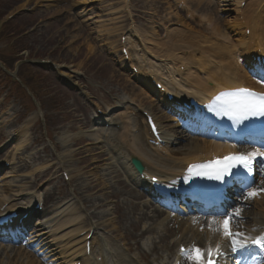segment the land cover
<instances>
[{"label":"rangeland","instance_id":"1","mask_svg":"<svg viewBox=\"0 0 264 264\" xmlns=\"http://www.w3.org/2000/svg\"><path fill=\"white\" fill-rule=\"evenodd\" d=\"M137 1H139V8L142 4L152 9L155 8L150 3L153 0ZM234 1L236 3L233 4ZM118 2L119 0H0V145L5 143L4 149H0V161L7 155L18 158L13 169L7 173V178L20 171L21 176L31 181V185L43 186L44 182L38 185L37 181L47 180L51 176L50 169L59 167L57 160L60 156H64L65 144L68 142L72 146L74 141L87 138L85 132L87 130L84 127L83 131L81 125V120L86 117V107L81 101L83 98L78 96V91L82 92L87 88V82L92 86V97L97 95L94 85L101 87L105 92L114 88L120 95H130L126 90V87L132 83L129 76L117 66L116 57L107 48L106 53L100 51L103 47L101 44L103 36L101 35L109 21L112 20L111 16ZM238 2L239 0H217L220 6L219 12L217 15L213 13L212 20L213 22L218 17L217 23L220 27H214L217 37L213 33H207V26L199 22L197 24L188 22L191 30L188 29L189 32L186 33L201 42L205 41L207 45H213L214 40L218 39L216 45L226 46L223 41L224 37L228 36L232 27L234 29L235 22H239ZM260 3H264V0H255L253 8ZM22 6L25 7L21 8ZM140 11L146 12L145 10ZM83 14H85L84 20L90 19L88 22L90 30L81 20ZM13 16L16 18L9 21ZM146 16V14L141 15L139 23L145 24ZM231 36L235 41L243 37L236 36L233 31ZM229 49L232 48L229 47ZM37 58L51 59L64 66L72 67V69L81 70L84 76L73 79L65 73V70L56 73L48 67L36 64ZM26 60H34V63L26 64ZM4 65L8 66L9 72L5 70ZM7 74L11 77L23 75L33 92L22 93L25 92L24 86L15 85L7 78ZM126 81L129 83L126 84ZM156 107L161 110L160 107ZM158 110L155 108V111L158 112ZM163 124L165 125V121ZM49 140H53L54 145H51ZM17 143H20V146H17ZM91 147H101V145L93 144ZM73 150L65 154L71 165L70 171L73 176H79V169L85 168L82 172L83 177L79 178L80 180L77 179V183L82 182L87 176L90 177L92 171L89 173L90 170L86 169V167L89 168L87 162L81 163L78 158L71 157L70 152ZM99 171L97 175L103 183L106 180L111 181L112 189L123 194L122 188L120 186L118 188L109 176L104 177L109 171L101 170L100 174ZM57 186L58 184H55L51 189L58 192ZM0 188L2 189L3 186L1 185ZM60 194L61 192H58V195ZM65 196H71L70 190H67ZM99 196L86 194V199L92 201ZM119 196L118 194L116 197ZM76 197L81 202L84 199L80 190ZM118 200L120 203L124 202L122 197ZM255 201H257L256 207L259 208V205L264 203V192L254 198L253 202ZM125 204L113 216L111 207L93 212L92 209L86 210L84 203L83 211L89 217L94 213L96 217H99L96 221L103 224V227L108 226L110 231L114 229L111 221L116 222L115 226L119 228V232L112 231L107 237L128 256L134 259L137 255L150 256L151 249L155 245L159 247L160 255L164 258L169 257L171 251L166 250L169 238L174 234L180 236L182 231L179 228L169 236L166 231L167 222L165 225L158 226L159 221H149L154 232L142 240L144 251L137 249L136 244L139 240L134 239L128 241L135 251L127 250L128 247L123 237H136L139 231L135 229L134 219L125 218L124 213L127 212L124 210ZM237 206L243 207L242 204ZM117 215L118 219H116ZM96 217H91V219ZM165 218L164 216L162 220ZM164 237L167 238L165 243L161 241ZM61 251L59 250L58 253ZM157 258L155 256L153 259L159 263L160 260ZM139 264L144 263L139 262Z\"/></svg>","mask_w":264,"mask_h":264},{"label":"bare ground","instance_id":"2","mask_svg":"<svg viewBox=\"0 0 264 264\" xmlns=\"http://www.w3.org/2000/svg\"><path fill=\"white\" fill-rule=\"evenodd\" d=\"M193 2L196 4V6L198 8H202L203 4H201L200 1H196L193 0ZM236 3V1L233 2V4ZM243 3H241L240 5H242ZM253 4V3H251ZM262 4L264 3H260L258 5H256L255 9H260V7H262ZM25 6H22L21 8H23ZM206 8H212L213 6L210 5H205ZM253 8V7H252ZM250 9L249 13L247 11V15L249 16V14H251L254 9ZM264 10V8H263ZM239 13H241V8H239ZM242 14H246L245 12H242ZM250 18V17H249ZM257 19H252V22H248L246 23V27H244V24H241L240 21L239 22H235V26L234 29L233 27L231 28V30L233 32H235V34L237 36H244L243 38L239 39L236 43H232V41H234L233 37L230 38L229 40V46H232L233 48H235L236 46L239 47V45H241V49H244L246 51L242 52L241 55L245 56L244 58H249L251 56V51L253 50H263L264 51V47H263V42H264V16H261L260 14L257 15V17H255ZM214 27V26H213ZM249 27L252 28V37L248 38L246 37V33L249 31ZM237 29V30H235ZM229 31L228 35L231 36L232 31ZM244 30V34H241V32ZM193 38L190 39V41ZM227 39V38H226ZM195 40H192L191 43H194ZM239 45H236V44ZM209 47V46H208ZM215 47V52L214 51H210L207 52L205 54L206 58H203V55H201L198 58V53L193 52V48H191L192 52H188V56L185 58V53L184 52H175L173 53V55L170 56V59L167 60L168 62H171L172 65H176V64H186L187 68L190 70L191 66L194 62H197V66H198V71L199 70H204L206 67H210L208 70H204V71H208V75L204 78H201V74L197 75L194 81H184L183 85L186 88H189L190 91L194 90L198 95L201 96L200 91L203 93H207L206 95L208 96H213L214 94L218 93L221 90H230V89H235V88H240L241 86H249L252 85L256 90H261L264 91V83H255L252 82L251 78L246 74L244 76L241 75V67L238 63L239 61V57L233 55V51H226V50H222L221 46H212L211 48ZM211 54L214 55V58L216 60H208L211 56ZM191 55V56H190ZM203 58V59H202ZM217 58L221 59L220 60V65H223L224 67H219L218 70H215L214 68V64L213 61L217 62ZM227 61H224L226 60ZM216 64V63H215ZM140 73V71H139ZM174 79L176 82H179V80L177 78H181L183 75L180 74V72H178V70L176 68H174ZM175 73H177V75L175 76ZM192 73V72H191ZM189 74V71L187 72L186 75ZM169 75H171L169 73ZM151 75L149 76H145L143 75L142 77L145 78L144 80H139L140 83H144L150 79ZM247 76L250 78V80L247 78ZM147 77V78H146ZM136 82L137 79H135ZM188 80V79H187ZM212 80L214 85H212L211 88L209 87V84L206 83V81ZM146 88L144 90H140L141 94H139V96L144 97L147 100H151V101H158V103L163 107L165 106L166 109L169 108V105L166 103L165 99H162V97L160 95H158L155 91H152L151 88L148 86H145ZM250 87V86H249ZM144 88V87H143ZM252 88V87H251ZM172 89H175L174 87H172ZM187 91V92H190ZM204 95V96H206ZM137 116V115H135ZM133 118V119H132ZM130 117L129 118V122H128V126L124 127L122 132L114 131L112 130L113 134L108 135V138H112L113 140L117 141L119 143V147L120 150L125 151V153H119V151L115 150L118 149L119 147H116L115 149L110 148L109 149V154H106L104 151L102 152L100 149L96 148L93 149L89 152L87 150V147L84 146H88L89 142L82 145L81 141L76 142L75 147L76 150L72 153L74 156H80L82 158V161H86L87 163H89V166L91 168L92 171V176L91 179L88 180V184L90 185V187H84L82 188L84 194H89L91 196H95V195H100L97 199L92 200V201H85V203L88 204V208H94L95 210H101L106 208L105 205V201L112 199L113 197H116L118 194L121 195L120 192L113 190L108 183L101 181L99 175H97L99 168H101L102 166L105 165V167L107 166L108 169L110 170L109 167L114 166L115 168L118 169L117 172H121L120 175H117L116 178L118 179L121 175H124V177H126V179L130 182V184L127 185L123 182V181H116V185L120 186L122 188L123 191V195L122 197H125L124 202H126L127 204H125V208L124 210H126L127 212L124 213L125 218H136L138 217V220L135 222L134 226L135 229L139 228L140 225H143L144 223L148 222V221H153V220H159V218L162 217L163 215V211L160 209H154L152 210V205H154V203H156V200H160V198L154 193V187L151 184V182L149 181H143L140 178V175L138 173H136V171H134L131 167V164L128 163V160L136 157L139 160H141V162L144 163L146 169L144 171V175L145 176H149V178H153V177H157L159 178L161 181H168L170 179H179L183 176V171L184 169L191 163H196V162H206L207 160L210 159V157H212L213 155H224L226 153H228L229 151H227L228 149L226 148H221V143L218 142H214V141H210L208 138V136H200V137H192L190 139H186V144L183 145L184 138L182 137H170L165 139L166 145L165 147L162 148H153L151 146H149L148 143V139H145V135L146 133L143 132L144 126H141L140 128L138 127V125H143V121L141 118L137 117ZM120 118H118L119 120ZM130 120H135V123H137V128L136 131L140 130V134H136L135 133V129H134V124L131 123ZM107 121V120H106ZM6 122V121H5ZM89 137V140H97V141H101L103 138L100 135V133H96V131L92 132L90 135H87ZM79 137V136H78ZM179 141V145L181 146V148L178 149H174V146L178 144ZM105 146H107L105 144ZM249 148L251 149H256V148H252V147H246L244 148V150H248ZM89 153V154H87ZM88 155V156H87ZM110 155V157L107 159V156ZM125 155V158L123 160L122 156ZM94 156V157H93ZM109 161L108 165L106 164V162ZM155 163V164H153ZM116 171L110 173V171L108 172V174H114L116 173ZM100 174V171H99ZM106 174V175H108ZM261 174L263 175L264 172H261ZM104 175V177L106 176ZM109 176V175H108ZM264 182L263 180H261V182L259 183L260 187H264ZM87 184V182H86ZM130 185L134 188H140L143 192L138 193L133 189H130ZM139 189V190H140ZM150 199L153 203L151 206H148L146 203L141 204L140 202L143 199ZM103 199V200H101ZM33 201H35V199H30V201H28V203H32ZM94 201V202H93ZM2 199H0V207H2L1 203H2ZM241 202V200H240ZM248 205V210H242L241 211V218H237L238 220L243 219V218H252V223L254 226L259 227L261 226V228H258L257 231H253L251 229H249L247 232L246 231H242L246 236H254L256 234H261V230L263 229L264 226V203H262V205H259V212H257L258 208L255 207V202L253 203H246ZM62 204H59L58 206L61 207ZM246 207V206H245ZM123 207L118 205L116 206L114 204V212H119ZM198 211L199 209L196 208ZM262 211V212H261ZM117 214V213H115ZM102 216L104 215V212L101 214ZM238 220H234L233 221V229L235 230L236 228H240L244 225H246V223H239ZM251 220V219H249ZM189 220H187L185 223L183 222V220H179L177 218L173 219L170 222L171 226L177 227V226H183L188 224V231H186L185 229V234L191 233V236H193L195 233H198L200 228H204V231H202L203 233V237L200 238V240L198 241V245H201L202 248H206L209 243H211V245H216L217 243H221L222 240V236H217V233H213L209 230L208 228V223L207 222H200V225H193L191 222H189ZM113 222V221H111ZM117 224V223H116ZM120 224V222H119ZM84 227H80L81 230H78V233L84 232L83 229ZM243 228V227H242ZM91 230V228H90ZM89 230V231H90ZM118 230L119 228H117L116 226L114 227L113 231ZM243 230V229H242ZM89 231L87 233H89ZM169 233H173L172 231H170L169 229L166 230ZM150 232H154L153 229H145L143 231L140 232V234L135 237V239H139V243H138V249H141V240L143 239V237H145L146 235H148ZM100 235L97 234L96 238H98ZM217 236V237H216ZM210 237H216L217 241L215 242H211ZM194 239V238H193ZM191 241H194V240ZM100 242V248H99V253L103 254L102 249L105 247L104 251H107L108 247L115 251L117 245H113L111 242H107L104 238H99L98 239ZM86 240H84L82 243H85ZM185 242H181L178 245V249L180 248V246L182 244H184ZM192 242H188V244H190ZM106 245H108L106 247ZM223 247V246H222ZM4 249V248H3ZM169 249V248H168ZM228 249V248H225ZM7 248L3 250L2 253H0V264H39V261L33 257V255H31L28 252H24L21 251V249L18 248H11V250L9 251L10 253L8 254ZM94 251V250H93ZM158 248L156 246H154L151 250L152 253H157ZM6 252V253H4ZM7 255V256H6ZM75 255V254H74ZM95 255V252H94ZM177 255V253H176ZM80 256V254L78 255ZM96 256V255H95ZM103 257V256H100ZM104 262H107V259L104 257ZM125 259V260H124ZM122 259V263L123 264H135L133 261H129L130 259L124 258ZM146 262V264H153L152 260L150 257L148 256H144L143 258ZM83 263V262H82ZM87 264H90V262L86 261Z\"/></svg>","mask_w":264,"mask_h":264},{"label":"snow or ice","instance_id":"3","mask_svg":"<svg viewBox=\"0 0 264 264\" xmlns=\"http://www.w3.org/2000/svg\"><path fill=\"white\" fill-rule=\"evenodd\" d=\"M255 71V70H254ZM260 82L264 83V64L259 66ZM210 109L217 115H223L237 123L244 120L264 118V93L248 88H239L219 93ZM155 129V125H153ZM254 165L264 166V151L256 149L250 152L229 154L222 159H216L206 164L189 166V177H206L225 183L227 178L234 179L241 188L240 199H254L264 192V187H253L255 180L251 176ZM264 183V182H262ZM242 208L233 206L232 211L222 210L214 214L208 221V228L213 233H219L230 242L232 253H242L251 246L264 248V236H246L243 232L233 230V221L241 218ZM220 216L222 218H217ZM198 221L193 220V223ZM203 231V228H201ZM180 252L189 264H221L226 253L220 243L214 247L209 243L206 248L193 244L190 248L181 247Z\"/></svg>","mask_w":264,"mask_h":264}]
</instances>
